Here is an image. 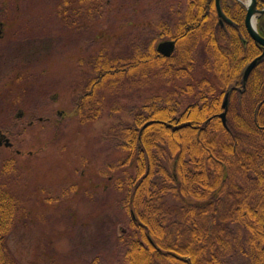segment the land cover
Returning a JSON list of instances; mask_svg holds the SVG:
<instances>
[{
  "label": "rangeland",
  "instance_id": "374dc122",
  "mask_svg": "<svg viewBox=\"0 0 264 264\" xmlns=\"http://www.w3.org/2000/svg\"><path fill=\"white\" fill-rule=\"evenodd\" d=\"M89 1L82 0L73 29L60 19L61 0H0V22L6 26L0 37V130L14 142L0 147V181L20 202L7 238L18 264H89L95 257L119 264L120 237L128 232L131 215L122 204L128 187L118 181L135 175V168L117 146L114 126L131 122V106L175 87L184 91L207 75L199 49L192 78L153 71L125 77L120 86L98 91L101 106L91 115L99 110L101 115L83 119L75 104L94 72L93 57L102 50L129 56L134 44L160 32L166 21L175 33L189 3L100 0L92 14ZM182 97L185 103L196 101ZM237 174V181L246 183L243 171ZM244 235L227 220L221 234L222 242L228 241L226 264H249L229 248Z\"/></svg>",
  "mask_w": 264,
  "mask_h": 264
},
{
  "label": "trees",
  "instance_id": "16d2710c",
  "mask_svg": "<svg viewBox=\"0 0 264 264\" xmlns=\"http://www.w3.org/2000/svg\"><path fill=\"white\" fill-rule=\"evenodd\" d=\"M98 1L88 4L92 14ZM257 2L264 7V0ZM222 5L233 25L219 24L216 0H189L175 33L166 21L160 32L134 44L129 56L100 51L76 99L75 110L83 119L98 118L101 110L91 113L101 106L100 89L152 71L192 78L197 51L202 49L206 56L207 75L197 84L192 81L184 91L175 87L131 106V122L114 126L115 142L128 152L127 161L135 168V175L127 173L118 181L128 187L122 204L131 215L129 230L120 237L119 264H226L223 248L228 241L222 242L221 234L227 220L245 232L242 241L229 248L249 264H264V59L253 70L247 89L231 92L229 129L219 116L226 91L241 84L246 64L263 47L247 32L245 4L222 0ZM70 6V0H61L65 20ZM258 30L264 36V14ZM168 36L178 43L170 57L156 45ZM184 94L196 101L185 103ZM242 171L244 184L237 181ZM19 209L14 192L0 181V264H18L9 254L7 238ZM103 263L95 257L89 264Z\"/></svg>",
  "mask_w": 264,
  "mask_h": 264
},
{
  "label": "water",
  "instance_id": "95a60500",
  "mask_svg": "<svg viewBox=\"0 0 264 264\" xmlns=\"http://www.w3.org/2000/svg\"><path fill=\"white\" fill-rule=\"evenodd\" d=\"M216 6L218 11V16L223 23L224 20L232 22V20L225 14V12L222 9L220 0H216ZM264 13V8L260 9L258 8V2L257 0H249V3L247 4V13L245 16V25L247 27V30L250 34V36L259 44H261L264 47V37L259 33L257 29V18L261 16ZM256 20V22L254 21ZM176 48V41L173 39H167L158 44V49L160 52H162L166 56H170ZM264 57V50L263 52L257 56L255 59H253L246 67L244 74H243V83L244 86L246 85V82L249 78V75L253 71V69L256 67V65L259 63L261 59ZM229 105V92H227L223 107L225 108L224 111L221 113V117L223 120V123L225 126L227 125V110Z\"/></svg>",
  "mask_w": 264,
  "mask_h": 264
},
{
  "label": "flooded vegetation",
  "instance_id": "af4514ba",
  "mask_svg": "<svg viewBox=\"0 0 264 264\" xmlns=\"http://www.w3.org/2000/svg\"><path fill=\"white\" fill-rule=\"evenodd\" d=\"M71 2V7H69V14H68V19L65 20L63 19V17L60 16V19L62 20L63 23H66V24H69V26H72L73 29L75 28L76 26V23H77V16H81V11L80 9L78 8L83 2L82 0H78V3H77V0H70ZM90 3V1H89ZM97 8V6L95 7ZM78 13V14H77ZM59 15H61L60 13H58ZM5 22L4 21H1L0 22V37L4 34V30H5ZM86 28V27H85ZM28 31H31L29 28L27 29V32ZM30 35V34H28ZM38 44V43H36ZM41 119V118H39ZM34 119H31L30 121V124H33ZM9 133L3 131V130H0V147L2 146H6V147H13L14 146V142L12 140V138L8 135ZM8 137L11 139L10 141H12L13 144H10V145H7V140H8ZM18 153H20V150H17Z\"/></svg>",
  "mask_w": 264,
  "mask_h": 264
},
{
  "label": "bare ground",
  "instance_id": "6f19581e",
  "mask_svg": "<svg viewBox=\"0 0 264 264\" xmlns=\"http://www.w3.org/2000/svg\"><path fill=\"white\" fill-rule=\"evenodd\" d=\"M246 2L248 3L249 2V0H246ZM255 21V20H254Z\"/></svg>",
  "mask_w": 264,
  "mask_h": 264
}]
</instances>
